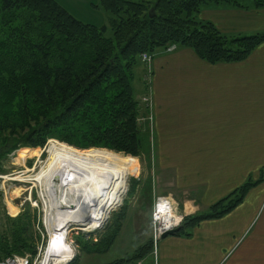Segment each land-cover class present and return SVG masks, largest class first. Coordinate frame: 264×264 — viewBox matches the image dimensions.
I'll use <instances>...</instances> for the list:
<instances>
[{"label": "trees", "instance_id": "1", "mask_svg": "<svg viewBox=\"0 0 264 264\" xmlns=\"http://www.w3.org/2000/svg\"><path fill=\"white\" fill-rule=\"evenodd\" d=\"M207 6L264 10V0H100L112 37L107 26L84 23L55 0H0V138L6 145L0 157L20 147H44L49 138L134 157L149 151L134 90L143 54L175 45L208 64H233L264 44V32L228 36L200 19ZM256 185L246 182L209 212L185 217L176 236L189 238L202 222L230 214ZM122 226L98 243L84 244L85 252L107 253ZM21 237L11 242L0 236V264L24 256L25 249L36 256V247ZM152 250L149 242L109 264H135ZM69 264H79V258Z\"/></svg>", "mask_w": 264, "mask_h": 264}, {"label": "crops", "instance_id": "2", "mask_svg": "<svg viewBox=\"0 0 264 264\" xmlns=\"http://www.w3.org/2000/svg\"><path fill=\"white\" fill-rule=\"evenodd\" d=\"M55 1L84 23L105 25L94 8L98 0ZM201 19L228 36L264 32V10L207 6ZM139 69L141 97L152 100L153 131L149 122L142 126L149 125L152 148L159 149L163 180L156 195L171 196L186 216L203 214L264 176V44L241 63L208 64L181 47L155 56L149 80ZM261 179L230 214L202 222L189 238L161 239L157 264H264ZM142 264H156L153 255Z\"/></svg>", "mask_w": 264, "mask_h": 264}, {"label": "rangeland", "instance_id": "3", "mask_svg": "<svg viewBox=\"0 0 264 264\" xmlns=\"http://www.w3.org/2000/svg\"><path fill=\"white\" fill-rule=\"evenodd\" d=\"M96 6H100V0H98L94 8ZM101 13L105 15L106 21L104 26L108 27L107 36L112 37L113 32L110 26V15L102 9ZM199 18L201 19V14ZM141 66H144L142 61H140V66L135 72L137 78L134 82V87L136 97L138 101H140L142 109L144 108L146 110L147 106L143 99L147 96L141 97L142 92L139 91L141 77L139 68ZM144 68V81H146L148 80V72L145 66ZM143 116H146V114ZM147 122L144 123V126L147 125ZM146 131H149V125ZM151 134L152 133H147L146 139H144L145 149L150 150L141 152V155L138 157L126 155L125 153L116 152L104 147L83 149L68 144L58 138H49L44 147L33 149L20 147L12 153L2 155L0 157V236L3 234L10 238L11 242H16L13 241V239L22 235V240L25 237L24 239H26L28 245L36 247V256L39 255L40 252L42 253L40 254L41 257L39 258V262H42L45 257V252H48L53 239L46 224L47 212L45 209L46 206L41 199L42 190L33 179L49 161L47 149L50 143L56 142L58 144H66L79 151H109L123 157L133 158L138 162V167L129 173L127 178V192L123 195L122 202L112 210L109 219L100 229L91 230L89 225H69L67 243L73 254L69 260L62 264H69L76 257L79 258V264H109L119 259L131 257L141 246L149 242L152 243L153 197L156 198L157 196L164 195H156L159 192V181L163 179H159L158 176L159 149L152 148L153 140H151ZM8 135H13V133L6 132V136ZM5 146L6 145L0 138V149H3ZM262 177L264 179V176ZM262 177L258 179L254 178V180L249 179L248 182L257 183L256 186H258L261 183L259 181L262 180ZM262 183L263 187L261 186L258 191L260 194H264V181ZM78 194L80 198H84L86 192L80 189ZM182 211L185 210H181L179 207L178 212L183 213ZM263 211L264 204L260 215ZM149 216L151 220H149ZM18 220L21 221L20 227L16 226ZM118 225H123V229L116 244L107 253L88 254L85 252L84 244L92 241L98 243L106 239L117 229ZM22 240H20V242ZM24 251H26L24 256L30 255L33 257L31 252H28L26 249ZM153 251L154 247L152 252ZM36 256L33 258L34 260ZM57 263L55 259L50 262V264Z\"/></svg>", "mask_w": 264, "mask_h": 264}, {"label": "bare ground", "instance_id": "4", "mask_svg": "<svg viewBox=\"0 0 264 264\" xmlns=\"http://www.w3.org/2000/svg\"><path fill=\"white\" fill-rule=\"evenodd\" d=\"M47 153L49 161L33 181L41 187L46 224L53 239L45 264L52 258L62 264L73 254L67 243L69 225L100 229L122 202L127 178L138 162L109 151H79L56 142L50 143ZM80 189L86 192L84 198L78 194ZM169 208L178 215L179 205L174 203L161 205L159 210L167 212Z\"/></svg>", "mask_w": 264, "mask_h": 264}, {"label": "built area", "instance_id": "5", "mask_svg": "<svg viewBox=\"0 0 264 264\" xmlns=\"http://www.w3.org/2000/svg\"><path fill=\"white\" fill-rule=\"evenodd\" d=\"M176 49H177L176 46H170L165 51L167 53H170V52L175 51ZM154 57H155V54H149V53L143 54L141 57L142 63L147 68L149 78H150V74L152 73L151 66H152ZM143 101L145 102L147 106V110L151 111L152 109L151 98L147 96L145 99H143ZM139 121L142 123L146 121L150 122L151 128H152V116L151 115L148 116L147 118H141ZM172 203L178 206L171 196H157L154 201L153 211H152V225H153L152 238L154 242L153 256L156 262L158 258V243L162 235L166 232L179 228L183 224L185 217H187L184 213L178 212V215L173 214L172 212H170V208L167 209V212H161L159 210V207L161 205H171ZM161 223L164 224V227L160 226ZM40 254L42 253L40 252L39 255L36 256L35 260L30 255H26V256L14 255V256H11L5 259L1 264H45L47 252H45V257L43 258L42 262H39L40 261L39 258L41 257ZM52 260H54V258L49 260L47 264H50ZM137 264H141V262Z\"/></svg>", "mask_w": 264, "mask_h": 264}, {"label": "water", "instance_id": "6", "mask_svg": "<svg viewBox=\"0 0 264 264\" xmlns=\"http://www.w3.org/2000/svg\"><path fill=\"white\" fill-rule=\"evenodd\" d=\"M180 230H181V228H178V229H175L173 231L166 232L165 234H163L161 239L164 240L168 237L175 236L176 234H178L180 232Z\"/></svg>", "mask_w": 264, "mask_h": 264}]
</instances>
